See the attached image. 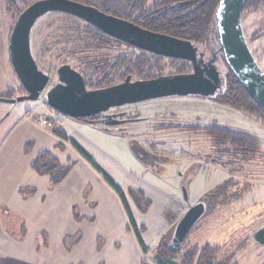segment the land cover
<instances>
[{"label": "rangeland", "instance_id": "obj_1", "mask_svg": "<svg viewBox=\"0 0 264 264\" xmlns=\"http://www.w3.org/2000/svg\"><path fill=\"white\" fill-rule=\"evenodd\" d=\"M27 1L35 0H13L12 6L0 0V99L25 95L10 63L9 36ZM75 24L76 29L71 27ZM241 25L249 51L264 73V35L251 39L264 29V9L249 6L241 14ZM83 30V23L60 13H47L35 22L30 49L49 79L46 89L58 83L61 65L76 70L78 59L91 62L97 69L90 70L91 75L97 79L102 59L152 54L108 39L73 41ZM194 47L207 60L216 53L208 45ZM220 61L215 63L217 71L225 73ZM160 63L167 65V58ZM176 65L191 71L189 64ZM113 72L115 80L121 71ZM45 92L36 101H0V259L18 264H156L160 240L169 245L180 218L191 206L204 203V215L170 261L180 264L183 254L208 244L217 260L264 264V247L252 237L264 227L263 122L215 97L169 96L111 109L110 113H122V133L114 125L57 113L46 105ZM213 125L255 137L258 152L243 156L233 148L217 149L206 134ZM72 141L92 161L81 156ZM131 145L145 163L136 158ZM41 153L48 154L41 163L52 168L49 174L33 167ZM103 172L125 195L145 253L119 194L106 183ZM129 191L143 193L149 201L146 211L144 199L136 195L133 199Z\"/></svg>", "mask_w": 264, "mask_h": 264}, {"label": "water", "instance_id": "obj_2", "mask_svg": "<svg viewBox=\"0 0 264 264\" xmlns=\"http://www.w3.org/2000/svg\"><path fill=\"white\" fill-rule=\"evenodd\" d=\"M245 0H220L213 17V33L217 49L206 65L198 63L194 45L182 39L153 33L133 23L106 15L97 9L70 0H37L27 6L17 17L9 36V59L12 69L25 95L14 99H0L11 103L36 101L43 91L46 105L57 113L72 119L98 116L112 108L169 96H198L212 98L218 81L211 68L213 61L222 57L230 71L245 91L264 112V73L247 46L241 25ZM47 13L65 14L79 19L106 36L139 50L170 59L184 60L192 71L168 74L149 80L124 82L101 89H87L82 75L70 65L57 69L58 83L46 89L48 77L32 59L30 34L35 22ZM108 116H105L104 122ZM108 124H115L110 121ZM183 198L186 193L183 190ZM204 203L191 206L177 222L172 243L178 247L191 228L204 215ZM264 247V227L252 234ZM264 261V255H263Z\"/></svg>", "mask_w": 264, "mask_h": 264}, {"label": "trees", "instance_id": "obj_3", "mask_svg": "<svg viewBox=\"0 0 264 264\" xmlns=\"http://www.w3.org/2000/svg\"><path fill=\"white\" fill-rule=\"evenodd\" d=\"M13 0H6V2L12 6L14 2ZM37 1V0H35ZM35 1H27L22 6V9H19L17 12V17L20 13L31 3ZM74 1L86 6L93 7L98 11L114 16L116 18H120L126 21L133 23L134 25L148 30L153 33H159L163 35H167L170 37H174L177 39L187 40L192 44H200V45H208L209 48L212 50L217 49L216 44V37L213 33V17L218 6L220 0H70ZM253 7L255 11H261L264 9V0H245L242 12L247 9L248 7ZM64 17L69 18L76 22H81L84 25L83 33H77L73 38V41H85V39L93 40L94 42L98 43L104 39L113 40L118 42L108 36H106L101 31L97 30L96 28L90 26L89 24L76 19L74 17L62 14ZM74 23V22H73ZM74 29L77 28V25H73ZM262 35H264V29L254 32L251 36V39L257 40ZM122 45L121 42H118ZM215 46V48L213 47ZM130 47V46H128ZM132 48V47H130ZM142 52L141 50H139ZM145 53V52H142ZM215 53V52H214ZM213 53V54H214ZM117 57V56H116ZM163 57L147 54L145 53L140 55L133 56L130 55H120L115 60L106 61L102 59L98 64L101 70L97 76V79L93 78L90 70H97L93 69L91 62H88L87 58L82 60H76V66L78 65L79 68L76 69L79 72L84 80L85 87L87 89H101L105 87H109L112 85L119 84L124 82L125 79H129L130 81L136 80H149L155 77H159L162 75L168 74H183L189 73L190 70L182 69L181 67H177L176 63H183L189 64V62L184 60H176L167 58L168 64L163 65L160 63ZM220 59L223 61L222 63L225 66L226 72H221V79L219 83V91L215 94L216 100L226 106L234 108L236 110H240L242 112L247 113L248 115L252 116L256 120H259L264 123V112L261 108L257 105V103L250 97V95L245 91L242 87L240 82L237 78L233 75L230 71L222 57H218L216 61L219 63L221 62ZM117 60V61H116ZM114 61V62H113ZM116 63V64H115ZM36 64V63H35ZM37 66V65H36ZM191 65L189 64V67ZM38 67V66H37ZM164 67L172 68V72L165 73ZM192 67V66H191ZM39 69V68H38ZM120 70V74H118L115 80H113V73H116ZM108 71V72H106ZM93 74V73H92ZM134 77V78H133ZM49 82V79H48ZM48 84V83H47ZM22 88V86L20 85ZM23 89V88H22ZM9 98V97H6ZM86 118V119H77L80 121H87L91 122L94 119ZM93 123V122H91ZM185 129H189V127H185ZM206 134L210 136L212 142L215 144L214 146L217 149H221L222 147L232 149L234 151H238L241 153L240 155L248 156L254 155L258 152L259 149V142L253 136L234 132L225 128H221L217 125H213L208 128ZM73 147L79 152L81 156H83L86 160L92 161L90 155H88L81 147H79L74 141H72ZM131 150L142 163H145L143 159L138 155L136 147L131 145ZM239 155V156H240ZM48 157L47 153H41L38 157L36 162H34L33 167L40 173V174H49L51 173L52 168H48L46 165H42V161L44 158ZM244 160V159H243ZM53 162L56 165V161L53 159ZM104 173V172H103ZM104 180L106 183L115 189L117 194H119L124 209L127 212L130 224L133 228L135 233L136 239L145 253L146 247L144 246L140 234L139 229H137L135 223L132 220V216L130 214V209L125 199V195L120 190V188L114 184V182L104 173L103 174ZM219 192V190H218ZM131 197L134 199V195L141 197L144 199V195L140 191H136L133 193L129 191ZM138 199V198H137ZM145 201V208L143 211H146L149 207V201L144 199ZM165 240V239H164ZM163 239L160 240L158 246L156 247L157 252V260L156 264H174L170 261L173 259L177 254V248L172 246L170 243L167 245ZM213 249L208 245H204L201 250L198 249H191L190 251L186 252L181 256L180 264H231L230 258H225L221 260L215 259V252L212 251ZM237 264V263H232Z\"/></svg>", "mask_w": 264, "mask_h": 264}, {"label": "flooded vegetation", "instance_id": "obj_4", "mask_svg": "<svg viewBox=\"0 0 264 264\" xmlns=\"http://www.w3.org/2000/svg\"><path fill=\"white\" fill-rule=\"evenodd\" d=\"M196 56H197L198 63L201 64L202 66L206 65L212 59V55H211L210 60L205 59L204 55L203 54H198L197 50H196ZM216 59L213 61L212 65H211V68L214 69L213 76L216 75L215 79L218 81V89L216 90V93H217L219 91V83H220L219 81L221 79V74H220V72L217 71V67H216V64H215L216 63ZM191 71H192V67H191ZM110 110H108V111H106V112H104V113H102V114H100L98 116H95L94 118H92L94 120L93 121L91 120V122H93L94 124H99V125L105 126V127L114 125V126H117V128H119V130H122L123 129L122 125L125 123V121L121 118V116H122L121 114L122 113H120V112H118V113H110ZM105 116H108L106 122H104ZM110 121H112L113 123L115 122V124H112V125L108 124ZM118 132H122L123 133V130L122 131H118ZM172 239H173V235H172ZM172 239H171V244L173 245Z\"/></svg>", "mask_w": 264, "mask_h": 264}, {"label": "crops", "instance_id": "obj_5", "mask_svg": "<svg viewBox=\"0 0 264 264\" xmlns=\"http://www.w3.org/2000/svg\"><path fill=\"white\" fill-rule=\"evenodd\" d=\"M0 264H18V263L14 259H9L7 257H5V258L3 257L0 259Z\"/></svg>", "mask_w": 264, "mask_h": 264}]
</instances>
